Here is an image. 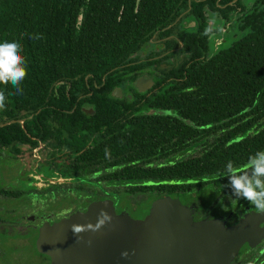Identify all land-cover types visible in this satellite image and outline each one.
Segmentation results:
<instances>
[{"label": "flooded vegetation", "instance_id": "1", "mask_svg": "<svg viewBox=\"0 0 264 264\" xmlns=\"http://www.w3.org/2000/svg\"><path fill=\"white\" fill-rule=\"evenodd\" d=\"M236 1L231 5H235ZM219 7L222 10L226 8ZM240 10L236 8L235 14ZM189 11L190 8L182 12L174 23L157 31L140 52L130 56V62L124 66L126 69L119 75L107 78L114 69L102 76L101 86L105 84L106 78L108 84L113 85L108 96L97 95L103 99H86L93 94L89 86L88 93L82 95L70 82L61 81L48 92L44 106L46 113L43 116H36L39 110L35 115L11 121L14 122L11 124L23 130L26 138L16 139L11 148L2 151L6 150V155L16 160V164L31 171L34 169L37 173L34 183L36 189L41 191L52 187L65 189L66 193L48 197L42 192L44 199L36 203L37 207L33 211L39 213L27 217V230L34 232L35 241L43 226H52L75 214L84 213L95 202L110 201L116 215L125 213L133 220H143L154 201L169 197L189 208L193 222L219 220L225 227H232L252 217L253 236L250 242L241 246L230 264H264V213L246 200L236 202L227 186L226 177L217 176L218 182L206 179L203 180L206 184L204 187L192 188L198 181L171 179L158 183L132 182L117 178L114 172L121 167L113 160L114 141L124 140L136 130L145 141L146 153L160 156L177 154L166 160L161 157L146 168L160 169L164 165L192 160L210 152L211 146L216 147L215 141L223 149H231L234 144H239L240 150H237L241 153V146L250 148L251 152L244 151L249 155L264 150V116L210 117L206 114L185 119L172 108L175 106L172 99H162L190 90L189 83L184 85L189 67L207 58L202 38L206 36L216 51L220 49L222 38L230 27L220 15L217 20L211 18L208 4L203 10L206 22L203 30L197 26L194 18L188 16ZM76 32H79V28ZM74 71L76 69L69 70L72 73ZM73 80H77V77ZM88 80L93 82L95 89L99 88V77L88 73L84 82ZM163 107L172 110H163ZM158 112H168L169 115H158ZM155 116L159 118L155 119ZM162 117H165L164 120ZM14 135H19L17 128ZM178 139H181L182 148H185L180 152L177 148ZM184 139L187 143L183 142ZM6 155L4 157L9 158ZM0 157L3 158V154ZM169 185L172 190L161 194L158 187ZM135 187H156V190L131 194L130 189ZM70 189L75 190L76 196L70 195ZM120 192L126 197L140 199L138 202L147 203L146 211L133 216L124 209H118L111 195L117 196ZM40 256L50 264L48 257Z\"/></svg>", "mask_w": 264, "mask_h": 264}, {"label": "trees", "instance_id": "2", "mask_svg": "<svg viewBox=\"0 0 264 264\" xmlns=\"http://www.w3.org/2000/svg\"><path fill=\"white\" fill-rule=\"evenodd\" d=\"M217 1L140 0L135 10L136 0H0V42L19 40L27 65L23 95L8 96L6 107L0 110V125L35 115L39 110L36 116H43L48 92L61 81L70 82L82 95L88 93L89 86L93 94L86 99H103L97 95L108 96L113 87L107 78L126 69L130 56L140 52L157 31L174 23L182 12L190 8L188 16L195 19L201 30L206 28L205 4L212 19L217 20L220 15L230 25L229 29L241 33V37L216 51L206 36L203 37L207 58L189 67L184 85L189 83L190 90L162 99H172L175 105L172 108L185 119L206 114L210 117L264 116V0H237L235 5H231L234 0H219L216 4ZM219 6L226 8L222 10ZM236 8L241 9L237 14ZM70 69L76 71L72 73ZM114 69L101 86L102 76ZM88 73L99 77L98 89L92 81L84 82ZM0 90L14 91L10 85H0ZM16 128L19 135L15 137ZM25 138L26 134L16 124L0 127V154L2 149L11 148L16 139ZM119 140L113 144L114 163L121 166L114 171L117 178L145 183L171 179L198 181L192 188L204 187L206 179L218 182L217 176L224 172L229 161L242 166L249 156L244 151L251 152L250 148L240 145L241 153L239 144L223 149L215 141L216 147L211 146L210 152L192 160L160 169L146 168L161 157L166 160L177 154L146 153L145 141L138 130ZM181 142L178 139L179 152L185 149ZM183 142L187 143L185 139ZM158 189L161 194L169 193L172 186ZM151 190L155 191L156 187H135L130 193Z\"/></svg>", "mask_w": 264, "mask_h": 264}, {"label": "water", "instance_id": "3", "mask_svg": "<svg viewBox=\"0 0 264 264\" xmlns=\"http://www.w3.org/2000/svg\"><path fill=\"white\" fill-rule=\"evenodd\" d=\"M101 211L110 217L103 223ZM253 222L252 217L232 227L219 220L193 222L189 208L169 197L154 201L143 220H133L125 213L116 215L110 201H101L84 213L40 228L35 250L50 264H230L250 242ZM72 225L85 230L74 234ZM122 252L128 257L121 258Z\"/></svg>", "mask_w": 264, "mask_h": 264}, {"label": "rangeland", "instance_id": "4", "mask_svg": "<svg viewBox=\"0 0 264 264\" xmlns=\"http://www.w3.org/2000/svg\"><path fill=\"white\" fill-rule=\"evenodd\" d=\"M227 30L220 49L227 48L241 37V33L234 29ZM6 153L3 150V158L0 157V264H47L46 258L34 250L35 235L27 230V219L39 213L33 211L37 207L36 203L44 199L42 192L51 197L66 194L65 189H36L34 183L37 173L34 169L31 171L16 164V160ZM5 155L9 158L4 157ZM70 190V195L76 196L75 190ZM112 196L118 209H124L133 216H139L148 207L147 203L138 202L140 199H133L134 197H126L122 192Z\"/></svg>", "mask_w": 264, "mask_h": 264}, {"label": "clouds", "instance_id": "5", "mask_svg": "<svg viewBox=\"0 0 264 264\" xmlns=\"http://www.w3.org/2000/svg\"><path fill=\"white\" fill-rule=\"evenodd\" d=\"M22 53L23 45L19 40L0 42V85H10L14 90H0V110L6 107L8 96L23 95L22 84L27 77V65ZM221 177L228 179L227 186L230 187L236 202L240 199L246 200L256 210L264 213V150H258L249 155L240 168L229 161L224 172L220 174ZM98 215L103 218L100 223L110 219L107 212L101 211ZM84 230V226H70V231L74 234ZM127 257V252L121 253V258Z\"/></svg>", "mask_w": 264, "mask_h": 264}]
</instances>
